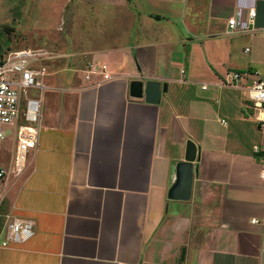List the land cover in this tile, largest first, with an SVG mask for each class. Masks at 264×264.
<instances>
[{
	"label": "crops",
	"instance_id": "crops-1",
	"mask_svg": "<svg viewBox=\"0 0 264 264\" xmlns=\"http://www.w3.org/2000/svg\"><path fill=\"white\" fill-rule=\"evenodd\" d=\"M250 8L254 31L229 33ZM262 29L264 0H133L118 68L98 55L112 78L82 73L49 97L0 202V264H264V139L243 91L219 84L229 71L264 81ZM132 79L167 90L148 103ZM188 139L198 158L178 200Z\"/></svg>",
	"mask_w": 264,
	"mask_h": 264
},
{
	"label": "rangeland",
	"instance_id": "rangeland-1",
	"mask_svg": "<svg viewBox=\"0 0 264 264\" xmlns=\"http://www.w3.org/2000/svg\"><path fill=\"white\" fill-rule=\"evenodd\" d=\"M131 10L133 0H0V59L9 51L24 48H45L61 55L54 61L45 62L49 66L48 85L55 83L58 86L47 87L41 93L45 103L40 107L37 143L41 113L48 112L49 97L55 96L56 91L67 90L59 87L61 83H80L81 70L92 59L96 62H91L98 64L99 54L107 55L112 65L118 68L122 52L128 46ZM211 104L215 108L216 104ZM63 113L67 111L63 109ZM3 129L6 138L1 142L0 165L8 167L12 131L10 127ZM254 135L259 136L257 130ZM28 161L31 163L29 158ZM15 183L13 177L0 182V202Z\"/></svg>",
	"mask_w": 264,
	"mask_h": 264
},
{
	"label": "built area",
	"instance_id": "built-area-1",
	"mask_svg": "<svg viewBox=\"0 0 264 264\" xmlns=\"http://www.w3.org/2000/svg\"><path fill=\"white\" fill-rule=\"evenodd\" d=\"M255 9L248 10L246 24L237 28L234 17L227 20L228 32L254 31ZM242 30V31H243ZM264 35V29L261 30ZM247 50V49H246ZM60 54L45 48H24L9 51L0 59V150L1 142L6 138L3 128L10 127L12 134L11 158L8 167L0 165V182L10 177L16 181L21 177L28 164V156L35 149L38 139V118L41 106V93L47 88L45 78L48 76L46 61L60 57ZM104 63L88 62L81 70L84 80L90 81L92 76L100 75L109 80L112 75ZM244 75L237 71H229L219 83L221 87L242 90L250 102L252 117L264 139V81L254 80L241 83ZM97 80L96 82H98ZM180 82H187L180 78ZM206 88V86H202ZM32 91L38 94L32 95ZM221 123H225L221 120ZM253 152L263 153L260 159V177L264 179V151L259 146ZM255 222V219H252Z\"/></svg>",
	"mask_w": 264,
	"mask_h": 264
},
{
	"label": "water",
	"instance_id": "water-1",
	"mask_svg": "<svg viewBox=\"0 0 264 264\" xmlns=\"http://www.w3.org/2000/svg\"><path fill=\"white\" fill-rule=\"evenodd\" d=\"M167 84L155 80L132 79L129 82V94L135 98H144L148 103L156 104L162 92H166ZM198 158L196 144L188 139L185 143L183 162L179 164L180 182L176 187L173 197L178 200H188L191 193V184L194 170V163ZM184 251L181 252L183 258Z\"/></svg>",
	"mask_w": 264,
	"mask_h": 264
}]
</instances>
